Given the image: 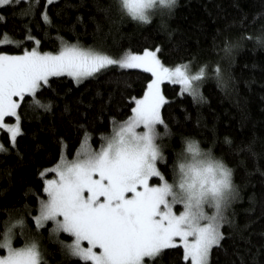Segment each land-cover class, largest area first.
<instances>
[{"label":"trees","instance_id":"obj_1","mask_svg":"<svg viewBox=\"0 0 264 264\" xmlns=\"http://www.w3.org/2000/svg\"><path fill=\"white\" fill-rule=\"evenodd\" d=\"M0 16V40L5 41L0 51L10 54L33 46L58 51L63 38L113 57L159 49L167 66L187 63L193 72L203 66L211 74L219 67L226 82L214 75L202 77L203 99L177 84L162 83L169 99L161 114L168 127L156 128L161 129L158 143L167 160L159 166L170 179L175 150L189 137L222 157L233 171L239 198L228 209L229 221L235 223L221 225L226 235L222 246H213L209 264H264V0H176L170 10H151L150 22L125 14L116 0H36L34 5L32 0H13L0 6ZM226 42L239 46L226 55ZM143 86L142 70L110 65L79 82L66 75L50 77L37 90L40 104L25 94L17 108L22 131L16 143L0 129V144L7 149L0 150V242L11 228L15 247L24 245L26 236L35 240L40 264H91L68 254L70 234L56 231L50 222L35 226L40 197H46L43 182L61 157L73 156L83 138L95 147L126 121L134 106L130 97L142 95ZM14 119L5 117L6 122ZM175 248L180 255L174 260V252L165 249L144 258L146 264H189L182 248Z\"/></svg>","mask_w":264,"mask_h":264},{"label":"snow or ice","instance_id":"obj_2","mask_svg":"<svg viewBox=\"0 0 264 264\" xmlns=\"http://www.w3.org/2000/svg\"><path fill=\"white\" fill-rule=\"evenodd\" d=\"M11 2L13 0H0V5ZM32 3L34 5L36 0ZM174 5L175 0H159L158 5L156 0H123L122 7L133 17L146 20L145 9L163 6L170 10ZM42 15L50 22L47 12ZM61 40L58 51L41 52L35 46L22 54L0 51V127L7 129L13 144L22 131L17 112L21 100L28 93L32 95L31 103L40 104L37 90L49 84L51 76L66 73L79 81L116 65L142 70L144 86L142 95L130 97L134 102V106L130 105L132 115L114 134L104 137L98 149L81 145L74 159L56 165L55 179L44 180L43 192L47 195L40 197L36 227L52 221L56 231L71 233L75 238L67 244L68 254L92 264H146L145 257L154 258L165 249L174 252L170 255L174 260L180 255L176 245L182 246L183 260L189 264H209L213 246H222L226 235L221 225L235 223L224 217L222 211L223 189L230 186L233 171L218 165L221 177L214 181L216 211L208 216L201 209L197 215L192 210V197L202 193L189 191L187 197H183L171 192L172 199H167L171 185L159 166L164 160L153 139L155 125L168 127L161 114L162 106L169 99L162 91L163 82L178 84L194 98L203 99L199 93L201 78L214 75L220 83H225V73L218 67L215 73L207 74L203 66L193 72L187 63L169 67L157 55L159 49L145 47L143 51H127L116 58ZM4 43L0 40V44ZM39 43L36 40V44ZM238 46V42H226L225 54L230 55ZM8 115L15 117L14 124L5 122ZM0 150L7 151L3 144ZM152 177L159 178L160 182L152 183ZM231 196L235 200L239 193L232 192ZM14 223H23V220ZM0 246L7 250L6 255H0V264H40L42 259L40 248L31 237L26 236L23 246L14 247L11 228ZM97 246L99 251L94 250Z\"/></svg>","mask_w":264,"mask_h":264},{"label":"clouds","instance_id":"obj_3","mask_svg":"<svg viewBox=\"0 0 264 264\" xmlns=\"http://www.w3.org/2000/svg\"><path fill=\"white\" fill-rule=\"evenodd\" d=\"M117 5L123 12L138 21L150 22L151 10L156 8L145 9L147 15L146 20H141L139 17H133L128 13L126 8H123V0H116ZM176 3V0H175ZM159 4V0H156V5ZM142 131L143 129H138ZM161 129L155 127V136L153 143L157 145L158 151L162 154L163 160H167V154L163 153L158 143L160 138ZM191 146V148H190ZM191 149H196L195 151ZM161 157L158 156L159 160ZM218 165H223L227 168L230 166L223 161L222 157L217 155L211 148H206L200 144L199 138L189 137L182 139L180 146L176 148L173 161L170 165L171 178L165 176V180L171 185V191L167 199L171 200V192H175L178 196L187 197L188 192L202 193L199 196L192 197V210L193 213L199 214L200 210L211 216L216 211V199L217 195L214 192L216 184L215 180H219L221 172L219 171ZM183 185V188L181 187ZM238 186L235 184L233 175L231 177V184L228 188L223 189V195L225 197L222 202L223 216L228 217V209L231 207L232 192H238ZM199 200V203L197 201ZM231 201V203H228ZM175 207V206H173ZM183 208V206H181ZM206 221H201L204 223Z\"/></svg>","mask_w":264,"mask_h":264},{"label":"rangeland","instance_id":"obj_4","mask_svg":"<svg viewBox=\"0 0 264 264\" xmlns=\"http://www.w3.org/2000/svg\"><path fill=\"white\" fill-rule=\"evenodd\" d=\"M0 6H2V5H0ZM157 9L158 8H163V6H158V7H156ZM84 47V46H83ZM39 51V50H38ZM22 54V53H21ZM116 58H119V57H116ZM119 67V66H118ZM61 75H66L67 76V74L65 73V74H61ZM52 77V76H51ZM87 77H89V76H86V77H84L83 79H81V80H79V81H82V80H84L85 78H87ZM50 78V77H49ZM72 78V77H71ZM73 79V78H72ZM73 80H75V79H73ZM76 82H79V81H77V80H75ZM168 83H171V84H173V82H168ZM178 85V84H177ZM180 89H181V91H183V88H182V86H180ZM183 92H185V91H183ZM185 93H188V94H191L190 92H185ZM26 94H28V93H26ZM14 99H20L19 97H13ZM131 115H132V113H131ZM130 115V116H131ZM6 117H12L11 115H8V116H6ZM15 118V117H14ZM6 122V121H5ZM16 122V120L14 119V120H12V121H8V122H6V123H10V124H14ZM119 125L120 124H116L115 126H114V128H113V130H112V132L111 133H109V134H107L106 136H104V137H107V136H109V135H112V134H114V131L119 127ZM155 127H156V125H155ZM0 129H4V128H2V127H0ZM6 131H7V129H5ZM8 132V131H7ZM9 134V133H8ZM166 135V134H165ZM9 136H10V134H9ZM103 137V138H104ZM103 138H102V141H103ZM102 141H101V143H102ZM101 143L100 144H98L97 146H93L92 144H91V142H90V139L88 138V137H85V138H83L82 139V141H81V143H80V145L78 146V148L76 149V151H75V153L73 154V156L72 157H70V158H67V157H61V159L59 160V162L57 163V164H59V163H61V162H63V161H70V160H72V159H74L76 156H77V154L79 153V151L81 150V145H83V144H86L87 146H89V147H93V148H99L100 147V145H101ZM56 164V165H57ZM56 165L54 166V167H52V169L50 170V171H52L53 172V175H52V177L51 178H48V179H55L56 178V173H55V167H56ZM152 178H157V177H152ZM152 178H150V180L152 179ZM158 180H159V178H157ZM158 182H160V181H158ZM158 182H156V183H158ZM45 195H47L46 193H45ZM37 214H38V211H37ZM36 214V215H37ZM48 222H50L52 225H53V227H54V224H53V222L52 221H48ZM34 223H35V226H36V222H35V216H34ZM47 223V222H46ZM45 223V224H46ZM62 231V230H61ZM68 234H70L71 236H72V240L75 238L71 233H68ZM5 239V238H4ZM71 240V241H72ZM70 241V242H71ZM69 242V243H70ZM85 243V246H87V244H86V242H84ZM23 246V245H22ZM176 246H180V245H176ZM15 247V246H14ZM17 247H20V246H17ZM181 248H182V246H180ZM0 249H3V251H4V255H6V249L5 248H3L2 246H0ZM94 250H97V251H99V248H98V246H97V248L96 249H94ZM75 257H77V258H79V259H81L80 257H78V256H75ZM145 258H147V257H145ZM83 260V259H82ZM91 264H92V262L91 261H89Z\"/></svg>","mask_w":264,"mask_h":264}]
</instances>
